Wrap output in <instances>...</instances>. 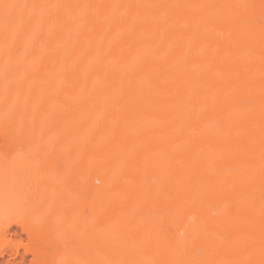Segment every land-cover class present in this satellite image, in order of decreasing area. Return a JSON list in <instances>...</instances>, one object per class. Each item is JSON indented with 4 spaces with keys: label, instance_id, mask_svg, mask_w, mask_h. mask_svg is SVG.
<instances>
[{
    "label": "bare ground",
    "instance_id": "6f19581e",
    "mask_svg": "<svg viewBox=\"0 0 264 264\" xmlns=\"http://www.w3.org/2000/svg\"><path fill=\"white\" fill-rule=\"evenodd\" d=\"M14 225L0 264H264V0H0Z\"/></svg>",
    "mask_w": 264,
    "mask_h": 264
},
{
    "label": "rangeland",
    "instance_id": "374dc122",
    "mask_svg": "<svg viewBox=\"0 0 264 264\" xmlns=\"http://www.w3.org/2000/svg\"><path fill=\"white\" fill-rule=\"evenodd\" d=\"M17 231V233H15ZM0 239H3L1 242L4 243V248L6 250H11L15 247H19L21 251H23V244L26 243V235L21 231V228L17 225H14L10 233H6L5 235L0 234ZM16 264H31L30 258L21 261L20 258H16L14 261Z\"/></svg>",
    "mask_w": 264,
    "mask_h": 264
},
{
    "label": "snow or ice",
    "instance_id": "6c2138e0",
    "mask_svg": "<svg viewBox=\"0 0 264 264\" xmlns=\"http://www.w3.org/2000/svg\"><path fill=\"white\" fill-rule=\"evenodd\" d=\"M5 7L8 8V7H13V6L5 5Z\"/></svg>",
    "mask_w": 264,
    "mask_h": 264
}]
</instances>
